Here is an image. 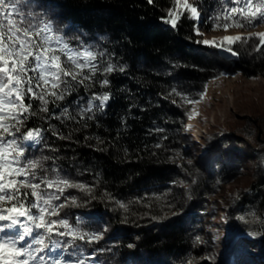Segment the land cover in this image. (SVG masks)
<instances>
[{"label": "trees", "instance_id": "1", "mask_svg": "<svg viewBox=\"0 0 264 264\" xmlns=\"http://www.w3.org/2000/svg\"><path fill=\"white\" fill-rule=\"evenodd\" d=\"M170 6L172 0H26L25 13H39L66 38L79 36L126 69L109 75L111 100L95 119L78 113L92 91L107 90L99 85L90 90L77 85L65 101L49 104L55 115L67 107L71 120L31 117L28 126L45 129L57 152L33 145L28 153L61 157L63 174L91 186V195L68 190L79 206L63 214L91 231L107 229L98 244L77 245L98 257L92 264H264V114L242 119L227 138L208 143L203 166L182 135L190 104L172 91L197 100L215 77H264V48L257 50L259 40L250 38L234 44L238 55L226 59L197 42L204 34L193 35L187 14L176 29L166 24ZM228 6V0L223 5L200 0L201 32H224L209 17ZM49 125L69 139L53 136ZM97 248L111 251L94 252ZM44 255L50 261L57 251ZM59 255L67 259L72 251ZM209 255L211 261L202 259Z\"/></svg>", "mask_w": 264, "mask_h": 264}, {"label": "snow or ice", "instance_id": "2", "mask_svg": "<svg viewBox=\"0 0 264 264\" xmlns=\"http://www.w3.org/2000/svg\"><path fill=\"white\" fill-rule=\"evenodd\" d=\"M147 2L153 4L154 0ZM219 2L223 5L225 0ZM228 3V7H222L209 17L215 28L227 31L230 27L264 25V0H228ZM25 4L26 0H0V264H92L98 257L91 252L85 254L77 245L98 244L107 229L91 231L81 227L79 220L70 223L63 214V209L79 206L76 197L66 195L68 190L91 195L92 188L63 174L57 163L61 157L30 156L28 149L33 145H43L52 152L57 149L49 145L45 129L28 124L31 117L40 113L45 114L40 117L44 120L61 117L71 120L67 107H62L55 115L51 114L49 104L65 101L77 85L89 90L94 85L107 89L92 91L79 110L81 119H95L111 100L109 75L124 73L126 69L108 58L105 51L85 46L79 36L66 38L51 22L41 19L39 13H25L21 7ZM185 14L194 22L193 35L202 36L200 0H172L163 20L176 29ZM251 37L259 40L257 50L264 48V32L249 33L247 37L226 35L219 42L214 39L197 42L236 56L238 52L233 45L247 44ZM71 41L79 43L73 46ZM172 91L183 96L187 104L199 103L204 96L201 93L200 100H195L176 89ZM33 100L39 101V105L34 106ZM48 130L61 140L69 139L51 125ZM156 147L161 145L157 143ZM91 199L96 197L91 196ZM119 206L127 210L125 204ZM238 219L245 220L244 217ZM250 235L255 237L257 233ZM196 240L201 242L200 237ZM53 250L57 251V257L49 261L44 254ZM65 250H71L72 257H60V252ZM93 251L111 250L97 248ZM202 259L211 261L212 257Z\"/></svg>", "mask_w": 264, "mask_h": 264}, {"label": "rangeland", "instance_id": "3", "mask_svg": "<svg viewBox=\"0 0 264 264\" xmlns=\"http://www.w3.org/2000/svg\"><path fill=\"white\" fill-rule=\"evenodd\" d=\"M253 32H264V25L245 32L239 30L203 32L201 40L214 39L219 42L226 35L247 37ZM216 49L226 59L234 57L230 53ZM226 54L230 55L226 57ZM202 93H204L203 99L200 100V96L197 99L200 100L199 103L189 105L182 135L188 137L195 151L192 154L195 161L206 166L208 150L205 148L208 143L214 141L213 144H216L227 138V131L241 127L245 123L244 119H252L254 115L264 114V77L246 78L237 73L221 75L208 81ZM189 116L192 118L189 119ZM220 215L218 213V217ZM222 240L223 236L219 234L218 242Z\"/></svg>", "mask_w": 264, "mask_h": 264}, {"label": "water", "instance_id": "4", "mask_svg": "<svg viewBox=\"0 0 264 264\" xmlns=\"http://www.w3.org/2000/svg\"><path fill=\"white\" fill-rule=\"evenodd\" d=\"M230 54H226L225 56L228 57Z\"/></svg>", "mask_w": 264, "mask_h": 264}]
</instances>
